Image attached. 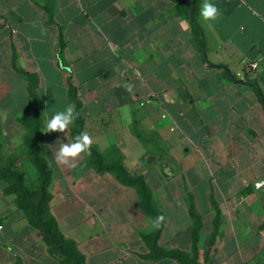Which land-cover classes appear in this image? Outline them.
Listing matches in <instances>:
<instances>
[{"label": "crops", "instance_id": "0c3cea01", "mask_svg": "<svg viewBox=\"0 0 264 264\" xmlns=\"http://www.w3.org/2000/svg\"><path fill=\"white\" fill-rule=\"evenodd\" d=\"M212 2L222 16L205 23L202 0H0L3 149L14 156L28 149L30 125L23 119L34 116V100L19 71L25 70L38 80L50 210L86 264L182 263L144 257L150 249L143 234L154 230L153 218L135 187L99 171L88 155L71 168L55 163L60 143L74 140L76 124L65 133L42 131L46 119L73 103L71 85L82 104L83 132L106 162L119 156L113 160L136 168L144 158L160 159L151 153L155 147L169 152L162 161L166 180L183 184L162 188L170 200L160 207L167 220L162 247L192 250L182 192L187 175L202 165L215 176L208 188H217L214 218L219 215L221 229L199 262L264 264V187H255L264 180V103L257 92L264 99V0ZM126 82L134 85L132 94L122 87ZM22 163L37 184L30 155ZM8 188L0 180V264H61Z\"/></svg>", "mask_w": 264, "mask_h": 264}, {"label": "trees", "instance_id": "16d2710c", "mask_svg": "<svg viewBox=\"0 0 264 264\" xmlns=\"http://www.w3.org/2000/svg\"><path fill=\"white\" fill-rule=\"evenodd\" d=\"M51 12V8L49 9ZM51 17V16H50ZM63 39L60 40V46H63ZM25 74L29 80V91L34 100V116L32 118L23 119L30 125V131L26 136V144L29 148L31 159L38 169L39 178L38 183L27 184L25 181V174L15 167V163L11 162L6 166L0 165V180H5L9 183L7 192H13L17 195L18 206L25 212L30 222L38 229L39 234L49 245V250L54 255L60 258L61 264H86L85 255L80 250L78 243L71 238H68L60 229L56 217L50 210L51 193L49 192V185L52 178V170L48 165L47 160L42 155L41 148L39 145L40 130L43 126L41 117V101L36 93L37 88V76L26 72L25 70H19ZM262 102L261 91L257 90ZM70 101L76 105V110L80 113V116L75 122V127L72 130L73 138L83 132L85 126V119L81 114V102L77 97L76 88L71 85L70 89ZM1 121H0V136H1ZM138 135L142 137V134ZM2 144L0 142V151ZM91 158L92 164L96 166L99 171H112L116 174L119 181L122 183L133 186L137 189L142 208L144 212L150 215L153 219L165 213L163 210L157 208L153 203V190L147 183L142 174L131 173L125 164L115 159L112 162H106L105 156L96 148L91 147ZM217 206V203H215ZM190 211L195 215L193 204L191 205ZM198 226L196 227L195 237L193 241L194 254H190L179 248L165 249L159 244L161 234L166 225L159 230H153L149 233H144L143 238L147 243L150 252L144 254L145 258L158 260L163 257H171L178 260L182 264H201L199 262V253L197 251V240L199 237V230L201 229V220L198 219ZM219 223V215L216 221V227Z\"/></svg>", "mask_w": 264, "mask_h": 264}, {"label": "rangeland", "instance_id": "374dc122", "mask_svg": "<svg viewBox=\"0 0 264 264\" xmlns=\"http://www.w3.org/2000/svg\"><path fill=\"white\" fill-rule=\"evenodd\" d=\"M1 139H2V133L0 136V142H1ZM21 145H23V143ZM17 151H18L17 152L18 156L10 155L3 149V144H2V148L0 151V165L6 166L7 164L14 162L15 167L18 168L20 171H24L25 169H27V166L22 162H24V157H27L28 155H30L29 148L28 149L19 148V150ZM153 151L158 154L160 158L158 159V161L156 160V162H154V160H152V162H148L147 158H144V162L138 165V167L136 168L135 166H130V165L128 166L125 165V166L128 168V170L131 173L142 174L144 176L145 180L147 181V183L151 186L153 190L152 193H153L154 205L160 210H162L161 208L163 207V210H164L166 206L168 205V203L170 202V200H168V195H167L168 192H163L162 188L163 186H165L166 183H170L171 180L170 181L166 180L168 179L167 166L162 161L163 159H166V155L168 156L169 152L166 149L162 148L161 146L158 148L155 147L154 149H151V153ZM113 157H119V156H109L108 160L112 162ZM118 160L123 162L122 157L119 158ZM16 162L20 164H17ZM203 169L205 170V173ZM24 174H25V181L27 184L36 183V179L34 178L33 174H31L27 170L24 172ZM210 178L212 180L215 178V176H212L210 172L207 173L206 167L201 165L200 168H197V170L194 169V174H191L189 179L187 175V179L185 180L184 186H183L184 192L182 193L185 196L184 199L186 200V204L189 207V209L191 208V205L193 204L194 210L196 213L195 215H193V213L189 210L190 216L192 219V223H191L192 224V227H191L192 250L190 251L191 255L194 254L193 241L195 237L196 227L198 226V222H197L198 219L201 220V229L199 230V233H198L199 237H198L197 245H196L199 255L201 253H204V254H207L206 256H208L210 252L213 251L214 243H215V240L217 239L215 236L217 237L219 236L220 229H221V227L219 226V223L216 227L217 219L214 218L215 217L214 212L216 209L215 200L217 198L216 197L217 188L216 189L211 188V187L208 188L209 184L210 186L212 185L214 186V183L210 182L209 180ZM170 184H173L175 186L177 184L181 187L183 182L181 181L173 182L172 181ZM200 187H202V189H200ZM117 206L118 205L115 202L111 206H109V210L111 211ZM204 223H206L205 224L206 227H204Z\"/></svg>", "mask_w": 264, "mask_h": 264}, {"label": "clouds", "instance_id": "9594fccd", "mask_svg": "<svg viewBox=\"0 0 264 264\" xmlns=\"http://www.w3.org/2000/svg\"><path fill=\"white\" fill-rule=\"evenodd\" d=\"M243 2V0H242ZM199 16L205 23H210L218 20L222 13L212 0H202L199 9ZM122 87L132 94L134 85L131 83H124ZM80 116L76 110L74 103H69L63 110L56 111L50 118L44 122L43 133L60 132L65 133L71 126H73ZM94 143L93 137L88 132H81L75 136L71 143H60L58 150L54 153V160L58 166L74 167L75 162L83 155H91V147ZM259 190L264 187V180L257 181L255 185ZM166 217L163 214L156 216L151 220V227L154 230H159L165 223Z\"/></svg>", "mask_w": 264, "mask_h": 264}, {"label": "built area", "instance_id": "2783aa9c", "mask_svg": "<svg viewBox=\"0 0 264 264\" xmlns=\"http://www.w3.org/2000/svg\"><path fill=\"white\" fill-rule=\"evenodd\" d=\"M252 65H253V67L257 66L256 63H253ZM166 116H167V114H163V117H166ZM172 129H174V127ZM3 230H4V223L2 220H0V234L2 233Z\"/></svg>", "mask_w": 264, "mask_h": 264}]
</instances>
